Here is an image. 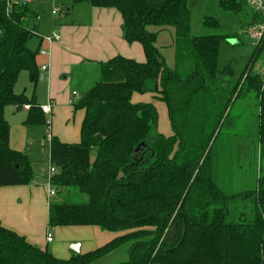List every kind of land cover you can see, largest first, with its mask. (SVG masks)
Wrapping results in <instances>:
<instances>
[{
  "label": "trees",
  "instance_id": "1",
  "mask_svg": "<svg viewBox=\"0 0 264 264\" xmlns=\"http://www.w3.org/2000/svg\"><path fill=\"white\" fill-rule=\"evenodd\" d=\"M80 3L116 10L122 38L140 43L144 60L118 54L99 62V80L73 103L75 110H84L79 141L64 143L53 136L48 141L55 167L48 226L95 225L120 234L61 259L0 225V264H102L123 246L126 259L113 264H264V190L224 193L212 149L232 98L250 90L257 96V137L264 154L263 80L251 72L263 50L264 31L244 71L230 84V69L222 74L217 69L225 36L191 35L188 0H70L67 7ZM241 3L218 0L233 12ZM254 15L264 20L263 14ZM39 18L32 0H0V187L33 180L29 159L9 145L5 107L29 104L23 123L48 126L33 99L14 92L21 71L33 85L39 78L38 51L27 46L30 37L39 36L29 21ZM202 24L217 26L218 20L206 15ZM151 27L173 29L172 67L156 45L158 30ZM145 92L165 103L171 135L158 131L153 103L131 101L133 93ZM71 190L87 199L54 198Z\"/></svg>",
  "mask_w": 264,
  "mask_h": 264
},
{
  "label": "rangeland",
  "instance_id": "2",
  "mask_svg": "<svg viewBox=\"0 0 264 264\" xmlns=\"http://www.w3.org/2000/svg\"><path fill=\"white\" fill-rule=\"evenodd\" d=\"M32 1L33 7L40 14L39 19L29 21L30 26L34 23L37 25V30L40 33L39 36H32L27 41L28 48L34 52L42 35L54 30L59 31V28L65 26L75 25L83 28L85 25L90 24L92 19L90 15L91 6L86 3L73 5L71 7L73 9L72 12L69 15H64L63 11L53 14L52 10L58 7L59 9H64V6L70 4V0ZM189 8L191 12V35L218 34L225 36L218 47L217 69L222 74L225 68L228 67L230 73L227 75V80L232 84L244 71L252 55L254 43L257 41L254 38L251 39L249 36L250 32L259 31L262 33L264 31V20L260 16H253V12H256L245 0H242L241 10L238 12L223 10L218 5L217 0H189ZM206 15L217 19L218 25H203L202 20ZM158 36L161 37L160 43H158L162 44L166 42L169 32L168 30L161 32ZM161 53L165 62L171 65L174 60L173 47L163 46L161 47ZM91 70L92 74L85 76L84 70L80 69V66H74L68 74L72 90L78 92L75 96V102L80 99L82 92L92 82L93 69ZM94 72V80L98 81L100 77L98 68ZM251 72L257 73L262 77L264 88V46L261 54L252 64ZM85 79H89L88 83H86ZM149 84L152 86L151 82ZM46 85L47 81H44L34 90L33 85L29 83L26 71H21L15 89L20 92L23 90L27 95H31L34 91L40 106H42L46 104L43 102H45V98L49 93L45 88ZM6 110L5 114L9 118L8 122L11 126H14L12 128L13 132L17 133L18 128L16 126L21 125L28 134L27 139L29 138L32 141L31 144H24L25 151H23L31 163L32 172L33 168H35L38 172L46 173L45 182L47 187L50 188L47 177L51 175L49 173L51 163L49 161V142L46 138L48 132L51 133L50 126L47 128L44 124L25 125L23 123V125L20 123L24 116L23 110H20L15 117L8 116ZM258 112V101L254 91L243 90L238 95L236 93L227 108L226 119L225 117L223 118L225 119L224 122L215 132L217 137L212 149L217 152L218 167L216 169L217 171L219 170L218 182L224 193H238L259 187L264 190V154L260 152L257 137ZM44 119L50 125L51 113L49 115L44 114ZM54 198L69 202H79L87 199L84 194H80L75 190L61 192ZM51 233L52 235L54 234L52 227ZM54 244L58 245L59 249L61 247H67V251L70 249V243H67L66 240L61 241L58 237L55 238ZM126 250L127 247L123 246L100 260V263L113 264L123 261L127 257Z\"/></svg>",
  "mask_w": 264,
  "mask_h": 264
},
{
  "label": "crops",
  "instance_id": "3",
  "mask_svg": "<svg viewBox=\"0 0 264 264\" xmlns=\"http://www.w3.org/2000/svg\"><path fill=\"white\" fill-rule=\"evenodd\" d=\"M67 6H69V4L64 8V15H69L73 10ZM254 14L255 13L253 12V16H255ZM90 15L92 16L90 24L85 25L83 28L71 25L70 27L65 26L59 28V31L54 30L45 34L49 35L53 32H57L60 35V38L57 41H53L51 44H47L40 39L35 51L37 52L40 48L44 47L48 50V54L42 55L38 54V52L36 53L35 62L39 69V78L34 85L30 81L29 83L33 85L35 90L38 85L47 81L45 88L49 93L43 103L50 102L52 106L49 125L51 128L50 134L64 143H77L79 141L80 125L84 116L83 109L75 110L73 108V103L76 100L75 96L78 92L72 90L68 79V74L71 72L72 67L80 66V69L84 70L85 76L87 74H92L91 69H93L92 82L89 85L91 87L93 83L97 82L94 80V71H96V68H98L99 71V62L105 61L118 54L124 57L133 58L137 61L144 60V53L141 44L138 42L127 43L122 38V31L120 28L121 17L116 10L112 8L90 7ZM150 29L158 30L156 45L159 48L160 53L161 47L163 46L168 45L173 47L172 42L174 33L172 28H163L161 30L157 28ZM167 30L169 36L166 38V42L159 44L161 40V37L158 36L159 33ZM37 32L40 34L39 31ZM42 64L48 65L47 69L44 71L40 70ZM173 64L174 60L171 65H167L172 67ZM40 73L45 74L43 79H40ZM88 80L89 79H85L86 83H88ZM16 83L14 85V92L17 94L24 93L23 90L20 92L15 89ZM89 86L85 91L90 88ZM74 92L75 94H73ZM24 95L28 99H33L35 105L38 107L40 106V102L34 91L31 95L25 93ZM131 101L133 103H153L158 114V131L165 136L172 134L167 107L163 101L156 97L155 93H133ZM23 106L5 107L4 117L7 122L9 118L5 114L6 109L8 116L11 117H15L20 110H23L24 116L20 121V123L23 124L29 108H23ZM9 127L10 147L17 151H25L24 144H31L32 141L29 138L27 139L28 134L24 127L17 125V133H14L12 130L14 126L9 124ZM45 174L46 173L38 172L37 169L33 168V181L31 183L0 187L1 226L16 232L23 236L30 244L35 245L42 250L50 251L51 254L61 259H67L71 255L77 253H74L71 249L67 251V247H61V249H59L58 245L54 244L56 237L61 241L66 240L67 243L70 244L79 243V253H84L101 247L120 234V232L101 230L95 225H81L52 227L53 233L56 235L53 234V236L51 233V227L48 226V206L52 196L49 195V188L45 182ZM47 235H51V242H46Z\"/></svg>",
  "mask_w": 264,
  "mask_h": 264
},
{
  "label": "built area",
  "instance_id": "4",
  "mask_svg": "<svg viewBox=\"0 0 264 264\" xmlns=\"http://www.w3.org/2000/svg\"><path fill=\"white\" fill-rule=\"evenodd\" d=\"M4 1H7V2H18V1L29 2L31 0H4ZM245 1L248 3L249 6H251L254 9V11L256 13H259V14H263L264 15V0H245ZM58 10H59L58 8L53 9L52 10V13L53 14H56L58 12ZM262 34H263V31H262V33H260L259 31H253V33L250 32V35L249 36L251 37V39L254 38V39L257 40L256 43H254V46L258 43V41L261 38ZM59 38H60V35L57 32H53V33H51L49 35H42L41 36V40L43 42L47 43V44H51L53 41L59 40ZM38 54L47 55L48 54V50L46 48L42 47V48H40L38 50ZM47 67H48L47 64H42L40 66V70L44 71V70L47 69ZM24 106L26 108L29 107V105H24ZM39 108L46 115H49L51 113V111H52V106H51L50 102H48V103H46V104H44L42 106H39ZM48 127H49V124H48L47 128ZM46 138L48 139V141L50 140L51 134L49 132H48ZM54 172H55V167L51 164V166L49 167V173L51 175L47 177V181H48V184L49 185H50V177L54 174ZM54 194H55V190L50 185L49 195L50 196H53ZM51 241H52L51 235H47L46 236V242H51Z\"/></svg>",
  "mask_w": 264,
  "mask_h": 264
},
{
  "label": "water",
  "instance_id": "5",
  "mask_svg": "<svg viewBox=\"0 0 264 264\" xmlns=\"http://www.w3.org/2000/svg\"><path fill=\"white\" fill-rule=\"evenodd\" d=\"M44 76H45L44 73H40V79H43ZM139 151H140V148H139V146H137L134 153L137 154V153H139ZM79 246H80L79 243H72V244H70V247L69 248L74 253H79Z\"/></svg>",
  "mask_w": 264,
  "mask_h": 264
}]
</instances>
